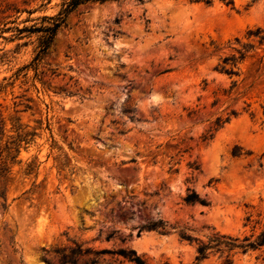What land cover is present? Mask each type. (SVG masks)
<instances>
[{
  "label": "rangeland",
  "instance_id": "374dc122",
  "mask_svg": "<svg viewBox=\"0 0 264 264\" xmlns=\"http://www.w3.org/2000/svg\"><path fill=\"white\" fill-rule=\"evenodd\" d=\"M64 1L0 0V85L13 83L0 108L36 134L0 180V264H64L74 242L196 264L181 230L254 240L264 231V0L87 3L37 69V30ZM237 38L254 49L230 76L218 68L238 56ZM190 191L209 205L185 203ZM159 220L168 234L139 235ZM239 252L234 264H264V247Z\"/></svg>",
  "mask_w": 264,
  "mask_h": 264
},
{
  "label": "trees",
  "instance_id": "16d2710c",
  "mask_svg": "<svg viewBox=\"0 0 264 264\" xmlns=\"http://www.w3.org/2000/svg\"><path fill=\"white\" fill-rule=\"evenodd\" d=\"M108 1L118 0H65L62 3L60 12L55 17H45L48 25L37 30V32L43 33L40 38V47L43 51L34 59L36 68L38 69L42 61V54L46 53L50 48L57 32L65 24L70 14L87 3H105ZM136 1L143 2L144 0ZM190 1L203 2L207 6H211L215 1H219L228 7H235V0ZM260 33V29L250 30L248 32V37H258ZM235 41L240 45V48L233 49L238 56L232 55L230 57H225L222 61L224 66L218 68L220 72L230 76L238 74V65L246 59L247 53L254 49L252 44H241L239 38ZM259 42L260 44L264 42V36L260 37ZM10 87H13V83L0 85V93L6 92ZM26 129L27 127L22 124L20 117L16 116L8 119L0 108V180L9 178L12 174L13 167L16 164L22 163V161L19 160L22 150L31 144L33 138L36 136L35 133L29 132ZM241 151L242 149L237 146L233 151V155L241 156ZM33 167L34 164L32 162L28 163L25 174H30L34 169ZM184 202L187 204H200L202 206L209 205L208 202L202 199L195 191H190L184 198ZM144 229L148 231H157L160 234H168L170 226L163 220L152 221L140 230L139 235ZM179 237L182 241H186L190 244H197L196 264H200L208 259L213 251L221 253L222 255L227 252L222 264H234L235 254H231L234 250H239V253L246 254L250 250H257L264 247V231L254 240H252V237H245L243 240H240L239 238H233L214 232L207 237L206 241H202L186 233L185 230L179 232ZM111 238H113V235H109L107 240L109 241ZM61 255V260L64 264H79L80 260H85L84 264H148L143 256L139 255L134 249L128 247L119 249H95L85 248L83 244L74 242V246L69 248L68 252H64Z\"/></svg>",
  "mask_w": 264,
  "mask_h": 264
}]
</instances>
